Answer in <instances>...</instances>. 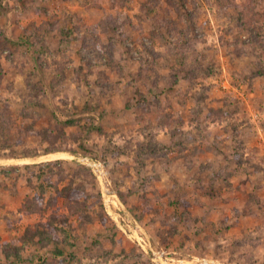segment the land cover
<instances>
[{
	"label": "rangeland",
	"instance_id": "rangeland-1",
	"mask_svg": "<svg viewBox=\"0 0 264 264\" xmlns=\"http://www.w3.org/2000/svg\"><path fill=\"white\" fill-rule=\"evenodd\" d=\"M32 25L52 36L16 49ZM0 38L13 123L35 97L37 125L65 134L54 155L23 134L29 157L0 131V264H264V0H0ZM36 164L91 196L56 211L71 225L45 250L21 241L52 214ZM123 211L162 260L118 228Z\"/></svg>",
	"mask_w": 264,
	"mask_h": 264
},
{
	"label": "trees",
	"instance_id": "trees-1",
	"mask_svg": "<svg viewBox=\"0 0 264 264\" xmlns=\"http://www.w3.org/2000/svg\"><path fill=\"white\" fill-rule=\"evenodd\" d=\"M147 8H149V6H147ZM52 31H53L52 27L39 30L34 25H32L27 30H25V32L23 31L20 32V36L17 38V41L19 44H15L16 46L15 48L17 49V46L18 47L19 46L24 47L25 45L29 46L30 44L27 41H30L34 38L38 40L41 39L45 42V40L49 38V35H51ZM0 42H2L3 44L5 43L11 44L9 40H7L6 42L2 39ZM86 71L87 73L84 74V76L92 74L90 69H87ZM147 97L148 96L144 97L145 101H148ZM9 102L10 101L5 100V98L0 100L1 105L5 104V109H2L3 113L0 114V118L4 115L3 119L0 120V131L6 132L7 137L10 138L11 140L15 138L20 139V142L18 143V149L21 150V154L28 155L29 157L39 155L37 154V152H34V150H32L33 147L28 150L29 151L28 153L26 150H24L26 149L25 147L22 148L23 147L22 145L25 144L21 142V140H23L22 138L23 134L36 137L37 139H41L42 141H44L42 145L47 144V147L43 149V152H44L43 155L53 154V153L61 151V148L58 147L59 144H57L55 141L59 139L60 137H63V136L65 137V134L57 131L55 132V135H53V133L50 132L48 129H44L41 126H38L36 123V120L31 117V115L39 111L38 107L41 106V103L38 101V98H35V97L25 98L23 100L21 104L22 107L20 109V113L18 116L19 121L22 122L21 125H15V123H13V121L11 120L12 112L9 111V109L11 110L12 108L11 107L9 108V105H10ZM42 145H40V147H43ZM49 165L55 166L57 165V163L56 162L50 163ZM20 168H16V169H20ZM23 168H26V169L35 168V170L37 168V170L39 171L36 177L40 179V183L38 184L39 187L37 188L35 192L34 199L38 200L36 202L39 203L40 205L39 208L47 207V210L51 209L52 214L45 222L30 225L26 230L27 233H25V235L21 237L22 239L21 241L24 242V241H29V239L31 238L34 240L38 238L39 241L36 240L37 244L35 245H38V244L42 245L43 246L42 248L45 250L54 244V239L59 234L63 233L64 235H67L68 232L66 228L64 227H69V225H71V223H69L70 217H60L57 214L59 211L58 212L56 211L60 209H64L66 207L71 209L72 212H73V209L78 206H82L85 208L88 206L89 198L91 196L84 186L77 185L78 184L77 180H79L80 178L76 176L75 174L71 175V173L68 174L67 172H64V171L57 172V173L54 171L47 172L44 170L42 165H38V164L27 165V166H24ZM27 179L28 181L33 182L34 177H29ZM66 180L69 181L67 184H66ZM95 197L100 201L101 198H99L100 196L98 194H95ZM31 204H32V201H31ZM144 210H145L144 213L146 214L149 213L147 207H145ZM25 213L27 215L28 214L31 216L33 215V212L31 210L30 212L27 210L25 211ZM134 213L136 216L137 213L136 212ZM41 228H43V230H41ZM176 231L182 232V229L179 228V229H176ZM14 247L16 249L15 251L17 252L18 247L17 246H14ZM54 254L57 256V259H63L64 257L63 251L59 247H57V250H55ZM37 259H38L37 261H40V262L45 261V259H43L42 257H38ZM8 263L11 264L12 260L10 259Z\"/></svg>",
	"mask_w": 264,
	"mask_h": 264
},
{
	"label": "built area",
	"instance_id": "built-area-1",
	"mask_svg": "<svg viewBox=\"0 0 264 264\" xmlns=\"http://www.w3.org/2000/svg\"><path fill=\"white\" fill-rule=\"evenodd\" d=\"M87 161H89L87 159ZM90 162V166L93 168L95 174H99V178L101 179L104 175V166L99 164L98 162ZM118 213V217L116 219V225L118 228L127 236L134 244H136L146 255H153L156 258L159 257L161 260L164 257L160 252H156V248H154L150 237L147 235V232L141 227L139 222L129 213L123 211Z\"/></svg>",
	"mask_w": 264,
	"mask_h": 264
}]
</instances>
